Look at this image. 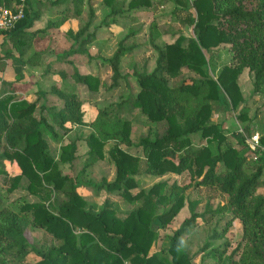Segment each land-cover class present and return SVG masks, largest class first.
Wrapping results in <instances>:
<instances>
[{"label": "trees", "instance_id": "1", "mask_svg": "<svg viewBox=\"0 0 264 264\" xmlns=\"http://www.w3.org/2000/svg\"><path fill=\"white\" fill-rule=\"evenodd\" d=\"M4 1L10 4L9 0ZM24 2L23 18L13 28L0 31L9 35L16 49L30 45L65 19L49 21L45 28L29 31L39 14H31L26 8L27 0ZM103 2L109 12L102 20L96 19L94 9L88 5L86 19L79 20L77 29L63 32L70 43L62 53L63 58L73 54H87L90 58L88 48L96 41L97 27L114 21L107 18L132 10H147L152 5L151 0H129L124 10L117 0ZM72 3L75 17H79L85 0H72ZM175 3L186 10L184 22L192 25L194 34L178 35L172 42L158 44L154 40L155 25L151 24L149 43L157 53L154 68L150 72L133 70L138 84L136 94H128L123 100L99 109L96 120L101 132L92 131L85 138L87 159L81 172L104 158L115 168L112 181L103 179L98 184L87 185L96 192L104 189L129 202L139 201L123 217L117 215L110 200L100 207L87 204L77 191L79 185L86 184L82 178L61 173L58 162H72L76 157L75 139L60 147L58 160L50 154L45 135L58 140L59 129L68 131V124H85L79 95L53 84L42 94L35 115L37 101L15 95L17 90L26 89L19 84L20 74L17 83L7 82L9 89L0 90V162L8 160L19 169L13 176L0 169L2 182L7 191L25 182V189L38 198L21 204L17 211L0 208V264H193L181 237L199 220L208 222L219 214H230L239 221L241 241L230 251V242L213 247V241L225 237L227 226L221 231L214 229L200 248L204 251L200 264H210L205 263L207 257L215 258L217 264H264V150H257V161H251L243 135L232 133L237 147L228 141L222 124L211 119L214 104L225 111L236 109L243 102L238 76L244 69L252 75L253 92L264 95V0H175ZM126 38L118 41L111 56L101 57L111 71L110 87L117 86L123 77L119 69L121 58L134 49L133 45H124ZM223 44L232 52L234 62L223 65L212 76L208 53ZM18 52L20 55L21 50ZM44 53V50L34 51L26 62L36 65ZM4 57L9 58L10 53ZM68 62L75 83L85 85L90 91L104 87L97 74L82 73ZM183 69L200 78H186L170 86L168 79L177 77ZM65 75L63 71L60 73L61 77ZM48 95L61 104L49 105ZM187 95L201 99L193 113L187 112ZM123 108L130 114L138 109L148 122L163 127L161 133L148 132L139 138L137 145L143 157L121 147L133 145L131 121L120 115ZM237 117L246 121V108ZM194 133L204 140L203 144L192 143ZM259 142L264 145V133ZM183 171L196 178L193 186L214 187L226 201L198 212V201L186 198L191 185L166 180L132 192L138 186L135 177L141 173L160 176ZM185 205L188 216L168 236V246L155 250L159 228L166 226ZM30 226L42 228L51 240L40 247L32 246L26 235ZM31 251L38 258L27 263Z\"/></svg>", "mask_w": 264, "mask_h": 264}, {"label": "rangeland", "instance_id": "2", "mask_svg": "<svg viewBox=\"0 0 264 264\" xmlns=\"http://www.w3.org/2000/svg\"><path fill=\"white\" fill-rule=\"evenodd\" d=\"M151 1L153 5V11L151 10L152 12L150 13V15L143 19H148V21L152 20L151 23L153 22L156 28H159V30L170 34L172 38H166L168 42H171V40L173 41L178 35L192 36L194 34L192 25L184 22V18L187 15L186 10H181L180 6L176 7L175 0ZM121 2L122 8L124 10H127V0H122ZM67 6L70 8L69 5ZM86 8L87 7H85L84 11H86ZM152 8L150 7L149 9ZM108 12L109 11L101 12L99 10L101 20L106 16ZM131 13L132 11H130L129 13H121L118 14L119 16L115 15L113 17L107 18V21H110L111 19L116 20L117 17H121V24L124 28H126V30L121 38L119 37L120 39H118V41L127 36L124 45H133L135 48L137 43L140 42L139 40H141V37L139 38L137 34L133 35L130 32L137 30L139 31L142 24L148 21H144L143 23L139 21V18L130 15ZM67 15L69 16L70 14ZM129 15L132 17L130 18ZM112 23L103 27H109ZM110 33L114 32L110 31ZM62 38L65 41H63V43L57 44L55 49V51L58 53L68 48L70 44L65 36H63ZM157 42L158 44L164 43L161 38H159ZM117 43L118 42L116 39L110 40L109 43L102 47V50H104L103 53L108 56L111 55L117 47ZM8 46L10 48V44ZM3 49L4 48L2 47L0 48V90H8L9 85L7 82H18V80L16 79L19 74L21 77L20 80H23L25 76L24 71L28 76L31 74V71L25 70L24 68L22 69L23 72L19 70L18 73L17 71L20 68L18 63L14 62L12 59L9 60V58L4 57V55H2L4 53ZM149 49L153 48L150 43L145 41L140 50L138 49L136 52H134V54L125 56L121 60L120 72L122 70L123 73L121 72V74H123V77L119 79L118 85L115 87L109 86V84L111 83V71L108 70L109 67L104 62H102L101 70L99 71L100 75H98V71V74H96L100 77L101 81H103L105 85L104 87H100L97 91H90L85 85L76 84L71 77L59 79L58 75H56L55 72L58 70L66 69L68 67V64L58 63L53 67L55 69L54 71H52L53 74H50L47 71L43 72L39 68L35 69L36 71L35 73H33L35 77L34 83L30 86H27V88L23 91L15 92V95L20 99L37 101L38 106L35 109V115H38L39 104L43 99L42 94L50 89L52 83L59 82L60 84L58 85L61 88L68 91H74L79 95V97L83 101L82 109L84 111L85 124H68V131L59 129L58 133L60 135V138L58 140H52L50 137L45 135V138L49 143V151L50 154L56 160H58L60 147L63 144L68 143L70 140L75 139L78 144L76 157L72 162H58L61 173L70 175L72 177L82 178V180L86 184L79 185L77 187V191L82 196V198L87 201V204L94 203L96 207H100L105 200H110L111 202H113L116 213L119 217H123L130 209L136 207L139 204V201L129 202L119 194L108 193L104 189H100V192H96L93 186L87 185L88 182L98 184L103 179L106 181H112L114 179L115 168L113 166V163L108 158H104L102 160H97L95 163H93L88 168H85V170L81 172L85 160L87 159L88 146L85 142V138L92 131L96 132L97 134L98 132H101L100 129L102 128L101 126H99L96 120L97 112L99 109L109 104H114L123 100L128 94H136V92L138 91V84L133 74L131 60H136L135 62H137V68L135 69L136 71H152L148 69V67H150V59L153 56L152 52H149ZM96 50H98L97 46L94 45L91 49L92 56L96 55ZM141 52H143V55H140ZM208 56L210 58L209 69L212 76H215L223 65H232V63L234 62L232 52L228 50L227 44L219 45L217 48L212 49L210 53H208ZM73 59L75 60L76 65L80 69H83V71L93 72L91 71L92 61L89 60L87 56L77 55L75 57L73 56ZM142 66L147 68H144L142 70ZM69 73L71 74V71ZM251 77L252 75L248 69H244L238 76V85L240 86L242 96L244 98L243 102L239 103L236 109H227L225 111L222 110L221 106L214 104L211 119L213 122L222 124L228 141L237 147L238 145L235 138L232 136V133L240 132L243 135L245 142L249 148L246 149L247 156L251 159V161L256 162L257 160L253 158L254 152H252L249 144L252 134L258 133L260 138L261 133H264V95L253 92ZM14 78L16 79L14 80ZM186 78L198 79L200 78V76L198 74H195L194 72L188 71L187 69H183L180 75L168 79V84L170 86H176L181 82V80ZM1 80H3V82ZM47 98L49 105L61 104L59 100L55 99V97H52L51 95H48ZM186 102L187 112L193 113L201 103V99L199 97L193 98L187 95ZM243 108H246L247 110L248 119L246 121H242L237 117V115ZM120 115L129 118V120L131 121L130 137L133 142V145L127 146L122 144L121 147L129 153L140 155L143 157V151L141 147L137 145L139 138L147 134L148 132L152 133L154 131H157L158 133H161L163 130L162 125L148 122L146 116L140 113L138 109H134L130 114L126 109L123 108L120 110ZM249 127L251 131H248ZM191 140L195 146H199L200 144L204 143V140L200 138L198 133L191 134ZM261 146L262 148L259 149L264 148V145ZM0 169L7 171L9 176H13L19 173L17 165L9 162L8 160H2L0 162ZM2 177L3 175L2 173H0V208H10L17 211L21 204L27 202H35L38 200L36 196L30 194L25 189V182H21L19 187L11 191H7L6 185L2 182ZM135 178L138 182V186L132 189L133 193L138 191L140 188L147 189L154 183L163 180H166L168 182L174 181L180 184H190L191 186L186 191V198L187 200L198 201L196 208L198 212H204L206 207H209L211 209L216 208L218 205L226 201V197L214 187L209 188L204 186H193L196 182V178H191L187 171H183L179 174L166 173L160 176L141 173ZM262 190L264 191V188ZM187 216L188 210L185 205L166 226L159 228L158 238L154 246L155 250H160L163 247L168 246V236ZM224 227L227 228L225 237L213 241L212 246H220L224 242H230L228 248V251H230L241 241L240 223L238 220L232 219L230 214L215 215L210 218L208 222L199 220L197 225L194 226L189 233L181 237V242L191 256V261L193 264H200L201 258L202 256H204V251L200 250V248L205 242L207 236H209L214 229L216 231H221ZM26 235L28 241L32 246L35 247H40L45 242L51 240V236L40 227L30 226L26 230ZM37 258L38 257L34 253V251H31V253H29L26 258L27 263H33ZM205 263L217 264V260L215 258L207 257L205 258Z\"/></svg>", "mask_w": 264, "mask_h": 264}, {"label": "crops", "instance_id": "3", "mask_svg": "<svg viewBox=\"0 0 264 264\" xmlns=\"http://www.w3.org/2000/svg\"><path fill=\"white\" fill-rule=\"evenodd\" d=\"M121 1L117 0V3L122 4ZM128 1L129 0H127V3H128ZM9 3L10 4L14 3V0H9ZM67 5H69L70 8ZM88 5L92 6L97 18H99L98 20H101V16L99 15V10L101 12L109 11V8L107 7V5H105L103 0H85L84 9H85V7H88ZM152 7H153V5L151 6V8ZM26 8L31 12V14L34 12L36 15L39 14L38 17L35 19L34 25L29 29V31L45 28L49 21L61 19L62 17H64L65 19H63V21L61 23H59L56 27H51L46 32L40 34L39 37L36 38L33 41V43H31L30 45L29 44L28 45H22L19 49H16V47L11 43V41L9 39V35L0 34V48L1 47L4 48L3 49L4 53L2 55H4L5 53L6 54L10 53L9 60L12 59L14 62L18 63V65L20 67L17 71L18 73H19V70H21L23 72L22 69H24V68H25V70L31 71V74L29 76L24 71L25 76H24L23 80H19V84L25 85L27 88V86H30L35 81L34 80L35 77L33 74L36 71L35 69L39 68L43 72L47 71L48 73L53 74L52 71L55 70L53 67H54V65H56L58 63H66V64H68L67 66L69 67V69L67 67L66 69L58 70L55 72L56 75H58L59 79H65L67 77H71L70 76L71 74L69 72L70 71L72 72V67L68 61H71L74 65H76L75 60L73 59V56L75 57L77 55H85L88 57V55L87 54H73L71 56H67V57L63 58L62 53L67 48L62 50V52H60V53L56 52L55 49H56L57 44L63 43V41H65L62 38L64 36V33H63L64 31H66L67 29L76 30L78 27L79 20L86 19V11H84V9H83V11L79 15V17H75V15H74L75 7L72 3V0H61V2H60V0H27ZM151 10L153 11V8L147 9V10H138V11L132 10V13L130 15H132L133 17L139 18V21L144 23V21H148V19L144 20L143 18L148 17L150 15V13L152 12ZM127 13H129V12H127ZM67 14H70V15L68 16ZM130 15H129V17L131 18L132 16H130ZM117 16H119V15H117ZM126 19H128V18H126ZM121 20H122L121 17H117V19L114 20L115 22L113 21L114 23H112L109 27H103V26H107V25H100L99 28H97L96 33H95L96 41L88 48V53L91 56L90 58L88 57V59L92 61V70L91 71H93V72H90V71L85 72V71H83V69H80L76 65V67L79 69V71H81L82 73H95V74L97 73L98 74V72L101 70V66H102V62H103L101 60V57L106 58V57H109L112 55V54L109 56L105 55L103 53L104 50H102V47L104 45H106L107 43H109L110 40L116 39L118 42V39L121 38V36L123 35V33L126 30V28H124L122 26ZM151 21L152 20L142 24L139 31L138 30L134 31L133 35L137 34V36L139 38L141 37L140 38L141 40H139L140 42L137 43V45L132 50V52L124 55L121 58V60L125 56H130V55L134 54V52H136L138 49L140 50V48H142L143 43L145 41H147L149 43V34H148L149 30L148 29L151 27V24H154L153 22L151 23ZM110 31H113L114 33H110ZM108 32H109V35H108ZM154 32L156 34L155 39H154L156 42L159 38H161L164 41V43H166V42H168V40L166 38H170V39L172 38V36L170 34H168L167 32H163V31L159 30V28L155 27ZM133 35H131V36H133ZM171 42H172V40H171ZM9 44H10V48L8 46ZM94 45L97 46L98 50H96V52H95L96 55L92 56L91 49L93 48ZM18 50H21V54H20L21 57L19 55ZM39 50H44L45 53L41 56L40 60L38 61V63L36 65H33V64L26 62L28 57H30V55L34 51H39ZM149 52L150 53L152 52L153 56L150 59V65H149L150 67H148V69L152 70L155 66V60L157 57V53L154 49H149ZM140 55H143V52H141ZM17 60H20L21 64ZM151 60H152V62H151ZM135 61L136 60H131L132 70L137 68V64H136L137 62H135ZM120 65H121V61L119 64V69H120ZM144 68H147V67L142 66V70ZM108 70L110 71L109 68H108ZM62 71L65 72V74H66L65 77L60 76V73ZM121 72H122V70H121ZM98 75H100V72ZM15 79L16 78H14V80ZM53 84L58 85L60 83L56 82V83H52L51 85H53ZM76 84H78V83H76ZM19 91L20 90H17L16 92H19Z\"/></svg>", "mask_w": 264, "mask_h": 264}, {"label": "built area", "instance_id": "4", "mask_svg": "<svg viewBox=\"0 0 264 264\" xmlns=\"http://www.w3.org/2000/svg\"><path fill=\"white\" fill-rule=\"evenodd\" d=\"M25 0H19L17 3L7 4L4 0H0V31H6L13 28L16 23L24 16ZM250 147L252 149L253 158L257 159L259 148H262L259 142L258 133H254L250 139ZM261 150V149H260ZM264 150V148L262 149Z\"/></svg>", "mask_w": 264, "mask_h": 264}]
</instances>
